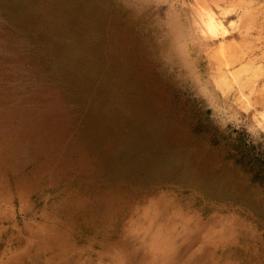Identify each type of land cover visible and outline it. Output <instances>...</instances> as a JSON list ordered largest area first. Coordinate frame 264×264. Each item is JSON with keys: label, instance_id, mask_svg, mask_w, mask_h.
Listing matches in <instances>:
<instances>
[{"label": "rangeland", "instance_id": "rangeland-1", "mask_svg": "<svg viewBox=\"0 0 264 264\" xmlns=\"http://www.w3.org/2000/svg\"><path fill=\"white\" fill-rule=\"evenodd\" d=\"M262 12L0 0V264H264Z\"/></svg>", "mask_w": 264, "mask_h": 264}, {"label": "clouds", "instance_id": "clouds-1", "mask_svg": "<svg viewBox=\"0 0 264 264\" xmlns=\"http://www.w3.org/2000/svg\"><path fill=\"white\" fill-rule=\"evenodd\" d=\"M259 3L261 5V7H264V0H259ZM261 15H264V12H262ZM212 23L215 24L218 28H224L226 30L225 31V34H229L227 32V29L231 28L232 24L235 23V21H228L227 24H225L223 20L214 19L212 21ZM210 33H211V25H209L207 27V30L205 31L204 35L206 37H208L209 40H212V39H216L217 38V37L211 35Z\"/></svg>", "mask_w": 264, "mask_h": 264}, {"label": "bare ground", "instance_id": "bare-ground-1", "mask_svg": "<svg viewBox=\"0 0 264 264\" xmlns=\"http://www.w3.org/2000/svg\"><path fill=\"white\" fill-rule=\"evenodd\" d=\"M213 19L211 17H208L206 19L205 28L207 30V27L211 25V30H214L216 28V25L212 23Z\"/></svg>", "mask_w": 264, "mask_h": 264}]
</instances>
